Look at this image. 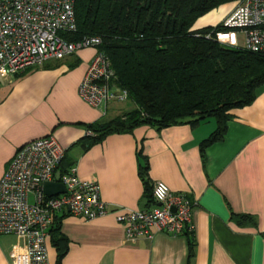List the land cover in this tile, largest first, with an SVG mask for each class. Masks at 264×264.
<instances>
[{"label": "crops", "instance_id": "0c3cea01", "mask_svg": "<svg viewBox=\"0 0 264 264\" xmlns=\"http://www.w3.org/2000/svg\"><path fill=\"white\" fill-rule=\"evenodd\" d=\"M232 7L210 10L192 28L219 23ZM94 52L85 47L13 74L0 73V177L20 145L50 134L65 148L55 179L62 168L75 167L80 177L98 182L100 197L110 208L144 210L156 204L145 197L138 174L141 150L149 182L161 180L193 203V254L188 261L184 234L155 232L149 239L126 240L114 212L86 220L63 210L54 214L61 217L60 232L68 240L61 264H264V84L251 102L229 110L223 137L203 154L200 141L216 127L215 120L206 118L159 129L140 124L84 147L83 123L125 110L116 101L102 115L78 93ZM22 243L13 235H0V264H9L13 248ZM46 252L48 264H55L50 239Z\"/></svg>", "mask_w": 264, "mask_h": 264}, {"label": "built area", "instance_id": "2783aa9c", "mask_svg": "<svg viewBox=\"0 0 264 264\" xmlns=\"http://www.w3.org/2000/svg\"><path fill=\"white\" fill-rule=\"evenodd\" d=\"M75 29L74 0H0V73L13 74L47 58L94 47L78 93L105 115L113 102L128 98L127 90L113 82L110 59L97 48L99 35L69 40L61 34ZM204 35L264 56V0H238ZM64 151L50 134L30 139L16 149L0 177V235H13L23 242L13 248L9 264H48L49 228L54 214L63 210L86 220L114 212L126 240L149 239L155 232L177 235L192 230L193 203L182 191L172 193L161 180L152 185L156 205L129 210L110 208L100 197L98 182L80 177L75 167L55 179ZM46 180L62 182L63 193L46 196Z\"/></svg>", "mask_w": 264, "mask_h": 264}, {"label": "trees", "instance_id": "16d2710c", "mask_svg": "<svg viewBox=\"0 0 264 264\" xmlns=\"http://www.w3.org/2000/svg\"><path fill=\"white\" fill-rule=\"evenodd\" d=\"M237 1L74 0L76 29L61 34L69 40L99 35L97 48L110 59L113 82L126 89L134 103L112 118L83 123L87 133L81 144L88 147L110 133L128 132L140 124L158 129L184 122L195 125L210 116L215 118L216 127L200 141L201 153L221 139L229 110L251 102L256 88L264 84V56L207 38L204 33L212 25H192L210 10ZM137 156L138 174L150 202L147 157L141 150ZM60 219L54 215L49 228V239L57 252L55 264H61L68 246L60 232ZM183 234L188 237L189 261L192 232Z\"/></svg>", "mask_w": 264, "mask_h": 264}, {"label": "water", "instance_id": "95a60500", "mask_svg": "<svg viewBox=\"0 0 264 264\" xmlns=\"http://www.w3.org/2000/svg\"><path fill=\"white\" fill-rule=\"evenodd\" d=\"M43 189L46 196H53L59 193H63L65 188H64V184L60 181L46 180L43 183Z\"/></svg>", "mask_w": 264, "mask_h": 264}, {"label": "rangeland", "instance_id": "374dc122", "mask_svg": "<svg viewBox=\"0 0 264 264\" xmlns=\"http://www.w3.org/2000/svg\"><path fill=\"white\" fill-rule=\"evenodd\" d=\"M239 38H240V35H239ZM121 105L123 106L124 109H128L130 108L131 106L134 105L133 101L129 98H127L126 100L124 101H121ZM209 120H215L214 117L210 116V117H207L206 118V121H209Z\"/></svg>", "mask_w": 264, "mask_h": 264}]
</instances>
